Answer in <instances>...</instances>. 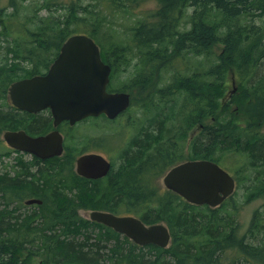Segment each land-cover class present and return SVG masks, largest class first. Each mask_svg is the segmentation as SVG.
I'll return each mask as SVG.
<instances>
[{
	"label": "trees",
	"instance_id": "1",
	"mask_svg": "<svg viewBox=\"0 0 264 264\" xmlns=\"http://www.w3.org/2000/svg\"><path fill=\"white\" fill-rule=\"evenodd\" d=\"M23 1L8 0L0 8V148L7 146L3 132L29 128L25 124L30 118L10 103L9 86L45 74L62 43L74 34L94 39L102 60L112 68L111 76L135 66L127 82L116 89L110 82L108 90L133 94L128 110L140 113L135 118L140 126L134 137L124 139L119 130L116 133V121L103 116L112 138L119 141H112L116 166L102 182L78 180L71 155L55 161L62 169L55 179L56 166H42L39 173H31L34 166L19 168V173H27L19 179L0 172V202H4L0 264H264V236L258 235L264 219L252 220L241 235L234 193L218 207L196 206L154 181L187 158L214 160L217 153L233 148H240L241 156L248 159L242 163L247 179L252 176L251 161L257 166L264 162V142L251 141L264 136L249 124L244 105L250 94H264V0H60L57 4L37 0L19 7ZM146 2H153L154 8L126 27L123 36L107 32L114 19L135 16ZM230 71L243 104L238 103L237 111L245 127H238L228 105H222ZM129 117L123 113L116 122L127 132L133 124ZM97 119L84 123V128L97 130ZM201 124L188 140L189 131ZM104 132L98 134L97 144L91 139L98 148L99 141L105 143ZM88 145L90 141L82 144ZM8 154L0 150V156ZM261 195L259 190L254 194ZM24 198L42 203L15 213L8 204ZM80 210L133 215L145 224L164 223L170 244L165 249L138 247L111 228L82 218Z\"/></svg>",
	"mask_w": 264,
	"mask_h": 264
},
{
	"label": "water",
	"instance_id": "2",
	"mask_svg": "<svg viewBox=\"0 0 264 264\" xmlns=\"http://www.w3.org/2000/svg\"><path fill=\"white\" fill-rule=\"evenodd\" d=\"M111 67L100 56L99 46L85 34H74L61 45L59 53L43 75L13 82L8 88L11 104L36 113L49 109L54 126L62 121L71 125L87 117L101 115L112 120L130 106L128 92H108ZM2 139L8 147L30 152L39 158L59 156L62 137L57 132L32 138L24 131H5ZM111 164L102 155L84 154L76 161V173L88 179L108 175ZM162 186L191 205L220 206L235 190L232 176L217 164L206 160L185 161L170 168L162 177ZM28 199L26 205L41 204ZM88 219L111 228L137 246L154 245L165 249L171 234L164 223L145 224L132 215H114L92 210Z\"/></svg>",
	"mask_w": 264,
	"mask_h": 264
},
{
	"label": "flooded vegetation",
	"instance_id": "3",
	"mask_svg": "<svg viewBox=\"0 0 264 264\" xmlns=\"http://www.w3.org/2000/svg\"><path fill=\"white\" fill-rule=\"evenodd\" d=\"M188 9H191V8L188 7ZM104 63H106V62L104 61ZM111 74H112V68H111L110 75ZM230 82H231V85L234 88V90L232 88V90H230V91L227 90L226 92L223 93L222 105L223 106L228 105L227 110H228V112L231 111L234 114L235 124L238 127H245V121L243 119V116L241 113H239L237 111L238 103H240L242 106H243V104H242V101L240 99L241 98L240 94H236V91H237L236 80L234 77V73L232 71H230ZM130 98H132V94H130ZM244 103H245L244 105L248 106V111H249V116H250V118H248L249 124L251 126L255 127L256 132L259 134V136H264V94H250L249 100L244 101ZM16 111L19 114H26L27 119L30 118L29 122H27L25 124V126L28 125V127H29V128L27 127L28 130H25L23 128H18L16 131H18V130L24 131L28 136H30L32 138L45 136V135L52 133V132H57L62 137V153L59 156H52V157H48V158H39L30 152L18 151V150L9 148L10 153H11V159H12L10 177H14V178L19 179L21 176L27 175V173H25L24 171L19 173V168L20 169L29 168V167L33 168V166H34V170H32L33 172L31 171V173H35L36 170H37V173H39L41 171L42 166H46V167L49 166L52 168H56L57 163L55 161L57 159H60V160L64 159L66 161L67 155L68 156L71 155L69 157V160L72 161V163H71L72 168L71 169L74 172V175L78 180H81V181L99 180V182H102L103 179H105V178L108 179V176L111 177V175H109L110 171L116 165L114 163V160H112V157L109 158L107 156H104L103 154H101L100 149H103L105 146H108V148H113L111 145L112 137H113L112 129H109V130L104 132V134L106 135L105 143H104V145H101V143L99 141L100 147L98 148L96 145H94V144H97V137H98V135L95 132V128L87 127V129H85L83 126L84 123L90 122L91 119H95V117H87L83 120L75 122L73 125H71L69 123V121H62L58 125L54 126L53 116H52L51 111L49 109H42L41 111H38L36 113H31V112L23 111V110H19V109H17ZM122 114L123 113H121L116 118L109 120V121H118V119L122 116ZM36 121L37 122L40 121L41 125L38 123H35ZM202 127L203 126L201 124L200 126H197L196 128L190 130L187 139L190 140L196 133L199 132V130ZM89 132L94 133V135L90 134ZM108 135H110V138H108ZM83 136H86L87 138L84 140ZM102 136L103 135H100L99 138H101ZM71 137L74 139V144H77V145H75L76 146V149H75L76 152L72 151V148L70 147L71 143H73V142H70ZM91 139H93L94 144H93V142H91ZM188 140H187V142H188ZM88 141H90V145H88L86 148H84L82 146V144H85ZM251 141H252V143L264 142V137L259 138V139H254ZM109 146H111V147H109ZM69 151H70V154H69ZM74 153H75V155H74ZM93 153H97V154L102 155L111 164V169H110L108 175H106L105 177H102L100 179H88V178L82 177L76 173V161H77V159L84 154H93ZM236 155L237 156L242 155V153L240 152V148H233V150L228 151V153H220V154L217 153L216 158L214 160L187 158L186 161L206 160V161H211V162L217 164L220 168H222L230 176H232V178L234 179V183H235V189H237V183H236L237 176L235 173H233L231 171L232 168H234L235 166H238L240 164V162H239L236 165V160H235ZM249 158L251 159V155L249 156ZM252 163H254L255 165L252 167V171H251V175H252L251 184L253 186H255V188H257L259 190V192H262V194H264V173L257 172L256 162L254 161ZM261 163L262 162H259V164L261 165V167L263 169L264 165L262 166ZM231 166H232V168H231ZM61 172H62V169H59V167H57L54 171H52L53 178L55 179L57 177H60ZM260 179H263V183H261V185H259ZM27 180L29 181L31 179L28 178ZM26 182L24 180H22V184H25ZM115 182L116 181H113L112 183H115ZM258 185L260 186V188H258ZM33 186L36 188V190L39 191L38 185L33 184ZM257 191L255 193H257ZM28 199H30V198H24L21 201L15 200L14 202H12V204H13L12 209L15 210V213H25V212H20L18 210H20L22 208H25V210H26V208H31L32 206L41 205V204L26 205L25 201ZM30 211H31V209H30ZM138 247H140V246H138Z\"/></svg>",
	"mask_w": 264,
	"mask_h": 264
},
{
	"label": "rangeland",
	"instance_id": "4",
	"mask_svg": "<svg viewBox=\"0 0 264 264\" xmlns=\"http://www.w3.org/2000/svg\"><path fill=\"white\" fill-rule=\"evenodd\" d=\"M20 1V0H18ZM29 1H37V0H26L23 1L24 3L20 4L19 7L22 6H26V4H28ZM61 1H65V0H61ZM84 2H93L92 0H82ZM58 2H60V0H52V4H57ZM21 3V2H19ZM8 5V0H0V8H3L5 6ZM54 8V7H53ZM154 8V4L153 2H146L143 3L141 5L138 6V8L135 11V16L133 17H125V18H119V19H114V25L111 29L107 30V32L109 33H113L115 36H123L124 32L127 31L126 27L131 26L134 24L136 18L141 17L142 14L147 11ZM192 11V9H188V13H190ZM7 12H10V9H7ZM63 12V10H60L59 13ZM22 13V11H21ZM44 14V13H41ZM58 14V13H56ZM140 14V16H139ZM257 22H259L257 20ZM113 38L116 40V38L113 36ZM222 49L221 45H218L216 47V51L218 54H220V51ZM135 71V66H133V64H131L129 66V68L127 69V71L123 72H114L113 75L111 76V87L112 89H116L118 88L121 84L127 82V80H129V78L132 76V74ZM169 78V75L167 74L163 81L165 82V80H167ZM232 85L231 82H229V84L227 85V90H232ZM234 90V88H233ZM133 95V94H132ZM137 102L140 103V94H137ZM130 109V107H129ZM129 111V110H128ZM124 112L126 113V116L129 117L133 122V124L131 125L129 132H127L126 127L120 124H117L116 122L115 127L117 128L116 133L119 130V133L121 135V137H124V139L128 138H132L136 135V129L138 126H140V122L137 121L135 118H139V114L140 113H136L134 111H129V112ZM97 119V118H95ZM125 121V120H124ZM123 122H121L122 124ZM129 124V122H124V125ZM96 128L95 132L98 135L101 131H107L108 128H110V123L107 122V120H105L103 117H98V119L96 120ZM120 128H124V129H120ZM90 134L94 135V133L89 132ZM173 133V132H172ZM171 133V134H172ZM112 141L114 142H118L119 138H112ZM74 144V143H73ZM114 143H111L112 147H113ZM77 145V144H75ZM4 146V145H3ZM118 148L120 147L119 145H117ZM71 148H73V151L76 152V146L72 147V145H70ZM111 147V146H109ZM7 146H4V148H0V150H6L7 153H9L7 156H0V172H9L11 171V164H12V159H11V153L10 150H7ZM117 148V149H118ZM101 150V154H103L104 156L107 157H112V160H114V162L118 159L117 156V151L114 150L113 148H108V146H105L103 149ZM75 155V153H74ZM250 159V158H249ZM235 160H236V165L241 162L238 166H235L234 168H232L231 166V171L235 174H237V178H236V183H237V189H235L234 195L232 197H228L229 199L232 198V201L235 200L237 203V206L239 208V215L236 218L237 222L239 223V225H241L240 227V234L242 235L246 229L248 228L249 224L252 222V220H254L255 218L259 219V218H263L264 219V195L260 196V197H256L254 196L255 192L258 190L257 188H255V186H253L251 184V178H246L245 175V170L242 168V163L243 161L248 160L246 157H242V156H235ZM253 162V161H252ZM262 166L264 165V162L261 163ZM255 165V164H254ZM257 172H262L264 173V168L262 169L261 165L259 164V166H257ZM156 183H159L160 186H162V177H160L158 180H154ZM227 198V199H228ZM226 199V200H227ZM15 200H11V202L8 204L11 209L13 208V204L12 202H14ZM4 202H0V204H2L1 206H3ZM21 203V202H20ZM19 203V204H20ZM239 206H242L241 208ZM30 209L32 208H22L18 211L20 212H25V211H30ZM88 213L89 210H80L79 211V215L82 218L88 219ZM259 237L264 236V229L260 230L258 232ZM228 253V251H227Z\"/></svg>",
	"mask_w": 264,
	"mask_h": 264
},
{
	"label": "bare ground",
	"instance_id": "5",
	"mask_svg": "<svg viewBox=\"0 0 264 264\" xmlns=\"http://www.w3.org/2000/svg\"><path fill=\"white\" fill-rule=\"evenodd\" d=\"M161 131V130H160ZM250 142V141H249ZM230 143V142H229ZM240 143V142H239ZM242 143V142H241ZM256 145V144H255ZM246 146V145H245ZM144 196V195H143ZM142 197V196H141ZM147 197V196H146ZM146 197H145V199H146ZM138 201V200H137ZM145 201V200H144ZM137 204V203H136Z\"/></svg>",
	"mask_w": 264,
	"mask_h": 264
}]
</instances>
